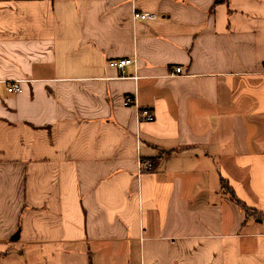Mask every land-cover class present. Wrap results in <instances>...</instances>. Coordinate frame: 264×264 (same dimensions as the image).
Listing matches in <instances>:
<instances>
[{
    "label": "crops",
    "instance_id": "obj_1",
    "mask_svg": "<svg viewBox=\"0 0 264 264\" xmlns=\"http://www.w3.org/2000/svg\"><path fill=\"white\" fill-rule=\"evenodd\" d=\"M0 264H264V0H0Z\"/></svg>",
    "mask_w": 264,
    "mask_h": 264
},
{
    "label": "built area",
    "instance_id": "obj_2",
    "mask_svg": "<svg viewBox=\"0 0 264 264\" xmlns=\"http://www.w3.org/2000/svg\"><path fill=\"white\" fill-rule=\"evenodd\" d=\"M133 18L136 21H142V20H157L158 18V14H153V13H149L146 11H138V10H134L133 12ZM136 62V58H129V59H121V60H115L112 61L110 63V65L112 67H120V68H124L126 65H129V63H135ZM170 76L174 77L177 75H182L183 71L181 67H174L173 70L170 71ZM21 90V81L20 80H13L11 82L8 83V91L13 93V92H20ZM126 105H133V104H137L135 101L134 97H129L125 100ZM137 117L138 120L140 122H146V121H153L155 120L156 116H154L153 112L149 109V108H139L137 111ZM140 166L141 169L144 167H151L152 166V162L147 160V161H141L140 162Z\"/></svg>",
    "mask_w": 264,
    "mask_h": 264
},
{
    "label": "trees",
    "instance_id": "obj_3",
    "mask_svg": "<svg viewBox=\"0 0 264 264\" xmlns=\"http://www.w3.org/2000/svg\"><path fill=\"white\" fill-rule=\"evenodd\" d=\"M229 0H216V4H218V3H225V2H228ZM224 187H225V189L227 190V191H229L230 193H231V197H232V199L234 200V201H238L239 203H241V205L245 208V210H246V214L247 215H251L252 213H255L256 211L254 210H252V209H249V208H247L244 204H242V202L241 201H239V199L237 198V196H235V194H234V192H233V190L230 188V187H228L227 185H225L224 184Z\"/></svg>",
    "mask_w": 264,
    "mask_h": 264
}]
</instances>
